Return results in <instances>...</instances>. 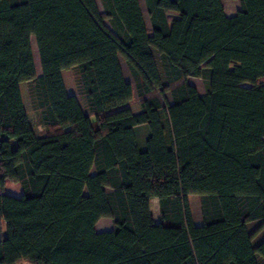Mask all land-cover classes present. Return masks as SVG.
<instances>
[{"label": "trees", "instance_id": "16d2710c", "mask_svg": "<svg viewBox=\"0 0 264 264\" xmlns=\"http://www.w3.org/2000/svg\"><path fill=\"white\" fill-rule=\"evenodd\" d=\"M101 1L0 0V264H264V0Z\"/></svg>", "mask_w": 264, "mask_h": 264}, {"label": "rangeland", "instance_id": "374dc122", "mask_svg": "<svg viewBox=\"0 0 264 264\" xmlns=\"http://www.w3.org/2000/svg\"><path fill=\"white\" fill-rule=\"evenodd\" d=\"M139 1H140V5H141V8H142L143 15H144V19H145V22H146V25H147V28H148V32H149V34H152L151 21H150L149 15H148V11H147V8H146L145 0H139ZM96 2H97V5H98V8L100 10V13L102 15H105V11H104V7H103V4H102V1L101 0H96ZM177 18H178V15L175 14V13L168 14V19L170 21H174ZM105 24L112 32H115L108 20H105ZM31 44H32V49H33V53H34V60H35V64H36L37 74H38V76H41L42 70H41V64H40V59H39V54H38L35 38H32ZM120 62H121V65H122V69H123V72H124L125 79L134 86L131 74H130L128 68H127V65H126L124 59L120 58ZM189 83H191L192 85L196 86L198 91H199V93L201 95H205L207 93V91H208L207 82L205 80L191 78L189 80ZM258 83L260 85H264V80H260ZM166 97H167L169 102H172V97H171L170 93H167ZM81 98H82V103H83L84 107H86V100H85V97H84L83 93L81 94ZM37 118H38V121H39V124H40L41 131L43 133H45L46 132V127L44 126L38 111H37ZM149 133H150L149 127L147 125H143V126L137 127V134H138V137H139V140H140L141 143L145 144L144 141L147 138V134H149ZM9 185L12 188L15 187L12 183H10ZM190 204H191V207H193V210H194V211H192L193 212V217L196 220L197 225H199V224L202 223V212H201V206H200V198L198 196H196V195H191L190 196ZM106 219H108V218H106ZM259 225H260V223H251L249 225L250 231L252 233L255 232L258 229ZM263 239H264V230L259 232V234L256 236V238H255L256 242L254 243V245H257ZM21 264H28V263H21Z\"/></svg>", "mask_w": 264, "mask_h": 264}, {"label": "crops", "instance_id": "0c3cea01", "mask_svg": "<svg viewBox=\"0 0 264 264\" xmlns=\"http://www.w3.org/2000/svg\"><path fill=\"white\" fill-rule=\"evenodd\" d=\"M222 4L224 7V11L227 17H234L237 15L239 11H241V4L239 0H222ZM191 84V83H190ZM148 136V134H147ZM147 139V138H146ZM145 139V140H146ZM145 142V141H144ZM144 143H142V147ZM10 182L7 183L3 193L14 196V197H21L23 195V190L19 184L12 183L15 187H10ZM190 201V197H189ZM192 211L193 207H191ZM151 211L152 216L156 222V224L160 223L161 216H160V205L158 199L151 200ZM195 223L197 224L196 220L194 219ZM201 225V224H199ZM114 230V223L111 219L103 218L101 219L97 225H96V231L98 233H105V232H111ZM6 235V229L4 222L0 218V240L5 237Z\"/></svg>", "mask_w": 264, "mask_h": 264}, {"label": "water", "instance_id": "95a60500", "mask_svg": "<svg viewBox=\"0 0 264 264\" xmlns=\"http://www.w3.org/2000/svg\"><path fill=\"white\" fill-rule=\"evenodd\" d=\"M8 195V194H7Z\"/></svg>", "mask_w": 264, "mask_h": 264}]
</instances>
